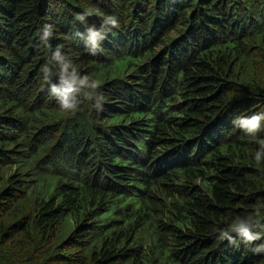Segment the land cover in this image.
Returning <instances> with one entry per match:
<instances>
[{"label":"trees","instance_id":"16d2710c","mask_svg":"<svg viewBox=\"0 0 264 264\" xmlns=\"http://www.w3.org/2000/svg\"><path fill=\"white\" fill-rule=\"evenodd\" d=\"M86 10L120 22L95 55ZM44 24L102 111L49 96ZM260 111L264 0H0V264H264L213 232L264 202Z\"/></svg>","mask_w":264,"mask_h":264},{"label":"clouds","instance_id":"9594fccd","mask_svg":"<svg viewBox=\"0 0 264 264\" xmlns=\"http://www.w3.org/2000/svg\"><path fill=\"white\" fill-rule=\"evenodd\" d=\"M93 14L91 10H86L77 14L75 19L85 25L84 32L76 35L84 41L89 52L95 55L108 32L118 28L120 22L117 16L105 14L102 16L101 27L97 29L94 25H87V17ZM38 35L46 55L43 79L48 85L49 96L57 102L59 109L68 116H75L84 104L90 110L102 111L105 97L99 82L90 75H82L74 60L60 46L53 48L50 44L54 36L53 25L44 24L38 29ZM231 124L234 129L255 139L259 133L264 132V111L237 115L232 118ZM257 143L259 147L252 157L253 167L264 172V140L258 139ZM213 232L221 242L227 241L233 245L242 243L254 253H264V202L253 205L251 210L243 214L233 215L223 226L214 228Z\"/></svg>","mask_w":264,"mask_h":264},{"label":"rangeland","instance_id":"374dc122","mask_svg":"<svg viewBox=\"0 0 264 264\" xmlns=\"http://www.w3.org/2000/svg\"><path fill=\"white\" fill-rule=\"evenodd\" d=\"M11 173H13V174H15V173H17V172H12V170H11ZM72 175V174H71ZM124 184H122V189L124 188Z\"/></svg>","mask_w":264,"mask_h":264}]
</instances>
